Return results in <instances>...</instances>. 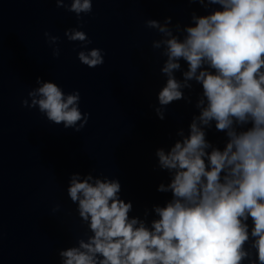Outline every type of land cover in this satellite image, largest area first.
I'll return each instance as SVG.
<instances>
[{"label":"clouds","instance_id":"9594fccd","mask_svg":"<svg viewBox=\"0 0 264 264\" xmlns=\"http://www.w3.org/2000/svg\"><path fill=\"white\" fill-rule=\"evenodd\" d=\"M54 2L76 15L78 26L64 36L80 42V63L103 65V50L88 49L92 40L80 30L93 0ZM188 2L206 14L193 11L187 25H173L171 17L145 22L160 35L152 48L165 57L160 73L166 83L154 107L158 118L175 101L192 102L184 91L192 90V82L202 86L188 135L178 130L180 139L155 152L158 168L170 176L157 191L171 198L153 205L151 213L145 209L141 218L130 215L133 204L121 198L118 179L71 174L67 196L87 231L74 246L58 251L60 264H264V0ZM44 35L50 45L60 40ZM52 55L58 58L60 49L54 47ZM36 85L22 106L38 108L65 129L85 127L90 113L81 111L78 90L65 93L40 77ZM213 122L225 134L223 149L207 139Z\"/></svg>","mask_w":264,"mask_h":264}]
</instances>
